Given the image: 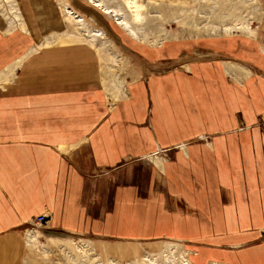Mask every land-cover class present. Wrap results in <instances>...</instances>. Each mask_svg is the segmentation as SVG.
<instances>
[{
	"label": "crops",
	"instance_id": "obj_1",
	"mask_svg": "<svg viewBox=\"0 0 264 264\" xmlns=\"http://www.w3.org/2000/svg\"><path fill=\"white\" fill-rule=\"evenodd\" d=\"M21 9L32 33L1 31L0 68L61 26L51 0ZM232 38L153 64L112 108L91 46L29 53L0 88V264L24 263L23 231L42 214L110 251L171 240L192 264H264V29Z\"/></svg>",
	"mask_w": 264,
	"mask_h": 264
},
{
	"label": "rangeland",
	"instance_id": "obj_2",
	"mask_svg": "<svg viewBox=\"0 0 264 264\" xmlns=\"http://www.w3.org/2000/svg\"><path fill=\"white\" fill-rule=\"evenodd\" d=\"M98 1L109 8L108 14L88 0H51L52 9L49 11L58 18L61 26L58 29L40 30L36 38L30 41L28 52L0 68V88L4 89V86L15 79L21 62L29 53L50 45H59V39L69 37L73 42L91 46L93 50L95 47H103V59H98L97 63V82L107 105L112 108L129 94L132 82L151 72L148 67L153 64L160 63L159 69L164 71L177 68L180 67L177 65L180 61L175 59L183 53H192V49L197 46H205L217 40H223V45H227L233 36L258 37L264 29V0H137L143 5L142 22H133L126 0ZM21 2L22 0H0V33L23 34L19 31H28ZM62 6L82 14L83 23H75L71 17L68 19L63 16L60 10ZM87 33L100 35L91 42V37L84 36ZM233 46L243 49L236 44ZM1 52L3 55L6 53ZM239 56L241 58L234 60L242 65L246 62L247 65L260 69L263 64L262 59L254 60L251 54L247 56L241 53ZM184 59L180 58L181 61ZM143 66L145 70L142 69ZM158 155L167 161L169 159L166 150L159 151ZM155 169L163 173L160 166L156 165ZM41 224L38 226L32 222L26 229H34V233L23 231L22 240L25 233L28 243L23 244V264H175L172 258L178 260L182 254L190 256L181 243L171 240L163 241L155 248L128 244L126 248L110 251L104 246L96 247L92 240L81 235L48 233L62 231L43 227ZM81 242L82 245L77 244ZM168 245L173 247L166 248ZM172 251L174 256L170 255Z\"/></svg>",
	"mask_w": 264,
	"mask_h": 264
},
{
	"label": "bare ground",
	"instance_id": "obj_3",
	"mask_svg": "<svg viewBox=\"0 0 264 264\" xmlns=\"http://www.w3.org/2000/svg\"><path fill=\"white\" fill-rule=\"evenodd\" d=\"M88 2L89 3H91L93 6H95V7H99V9L103 12V13H105V14H108V12H109V8H107L106 6H104V4L103 3H101L100 1H98V0H88ZM126 2V5H127V7H128V10L130 11V13H131V17L133 18V22H142V13H141V9H143L142 7H143V5L140 3V2H137V0H126L125 1ZM60 10H61V13L63 14V16H66V17H68V19H71L72 18V20H74V22L75 23H78V24H82L83 23V18H82V14H79L78 12H75V11H73L71 8H69V7H66V6H62L61 8H60ZM71 17V18H70ZM132 20V19H131ZM125 23H127V22H125ZM124 24V23H123ZM135 24V23H134ZM125 25V24H124ZM126 26H128V23H127V25ZM131 28V27H130ZM129 28V29H130ZM128 28H127V30H129ZM131 30V29H130ZM100 31V30H99ZM102 33V32H101ZM100 34H98V33H96V34H93V33H87V35H85L84 34V36H88V37H91V38H89V41H91V42H93L94 40H95V37H98ZM135 35V34H134ZM101 38V37H100ZM71 42H73L69 37H66V39H59L58 40V42L57 43H59V44H63V43H71ZM150 42V41H149ZM148 42V43H149ZM153 42V41H152ZM151 42V43H152ZM101 46H104V44L103 45H101ZM152 46V45H151ZM154 46H155V44H154ZM102 49H99V47L98 48H96L95 47V49H94V51H95V53H97V57H98V59L99 60H102L103 59V55H102V50H103V47H101ZM106 49V48H105ZM128 88V87H127ZM128 90V89H127ZM126 91V90H125ZM127 92V91H126ZM129 93V92H128ZM41 225H43V224H41ZM38 226H39V224H38ZM27 231V233L29 232V233H34L35 232V230L34 229H28V230H26ZM26 244H28V243H26ZM77 244H80V245H82L83 243L81 242V243H77ZM176 246V245H175ZM174 246V247H175ZM166 248H169V249H171L172 247H173V245H168V246H165ZM80 248H82V246H80ZM180 253V252H179ZM181 254V253H180ZM179 254V255H180ZM171 256H174L175 254H174V252L172 251L171 252V254H170ZM183 255V254H182ZM181 255V256H182ZM179 256V258H178V260L177 259H174V258H172L173 259V261H174V263L175 264H192L191 263V261H190V259H189V257H188V255H185V256ZM181 257V258H180ZM116 261V260H115Z\"/></svg>",
	"mask_w": 264,
	"mask_h": 264
},
{
	"label": "built area",
	"instance_id": "obj_4",
	"mask_svg": "<svg viewBox=\"0 0 264 264\" xmlns=\"http://www.w3.org/2000/svg\"><path fill=\"white\" fill-rule=\"evenodd\" d=\"M45 221H46V215L42 214V215H37L34 218L33 223L35 225H38V224L44 223Z\"/></svg>",
	"mask_w": 264,
	"mask_h": 264
},
{
	"label": "water",
	"instance_id": "obj_5",
	"mask_svg": "<svg viewBox=\"0 0 264 264\" xmlns=\"http://www.w3.org/2000/svg\"><path fill=\"white\" fill-rule=\"evenodd\" d=\"M47 232V231H45ZM48 233H52V234H59V235H65V233L62 231V232H54V231H48Z\"/></svg>",
	"mask_w": 264,
	"mask_h": 264
}]
</instances>
